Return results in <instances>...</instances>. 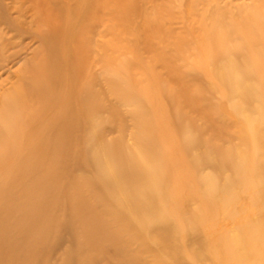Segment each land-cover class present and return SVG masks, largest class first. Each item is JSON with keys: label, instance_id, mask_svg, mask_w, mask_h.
<instances>
[{"label": "rangeland", "instance_id": "374dc122", "mask_svg": "<svg viewBox=\"0 0 264 264\" xmlns=\"http://www.w3.org/2000/svg\"><path fill=\"white\" fill-rule=\"evenodd\" d=\"M3 182L0 264H264V0H0Z\"/></svg>", "mask_w": 264, "mask_h": 264}, {"label": "bare ground", "instance_id": "6f19581e", "mask_svg": "<svg viewBox=\"0 0 264 264\" xmlns=\"http://www.w3.org/2000/svg\"><path fill=\"white\" fill-rule=\"evenodd\" d=\"M137 171V170H136ZM140 171H137L136 173H128V175H130L131 177L137 176ZM4 183V182H3ZM8 191L6 189V185L5 183L1 186L0 189V200L2 199V202H0V213L4 214L5 213V209L3 208V204L6 203V200H9V196H8Z\"/></svg>", "mask_w": 264, "mask_h": 264}]
</instances>
